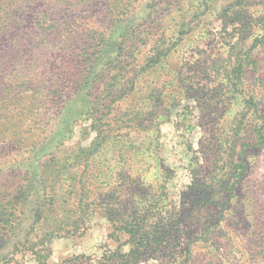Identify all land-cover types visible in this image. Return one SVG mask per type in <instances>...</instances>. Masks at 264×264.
<instances>
[{"label":"rangeland","instance_id":"rangeland-1","mask_svg":"<svg viewBox=\"0 0 264 264\" xmlns=\"http://www.w3.org/2000/svg\"><path fill=\"white\" fill-rule=\"evenodd\" d=\"M34 11L41 15L25 32L41 38L25 43L27 63L9 66L0 84L5 97L22 96L0 101V213L31 188L14 235L0 239V261L46 208L42 165L98 146L93 182L117 167L130 194H168L179 264H264V0H79ZM39 81L47 89L36 93ZM231 129L229 184L209 199L213 159ZM70 184L52 188L55 210ZM122 201L121 213L132 215L126 193ZM89 212L83 235L53 239L51 264L116 248L112 221L100 208ZM16 258L36 264L30 254Z\"/></svg>","mask_w":264,"mask_h":264},{"label":"trees","instance_id":"trees-1","mask_svg":"<svg viewBox=\"0 0 264 264\" xmlns=\"http://www.w3.org/2000/svg\"><path fill=\"white\" fill-rule=\"evenodd\" d=\"M77 1L79 0H0V72L3 74L0 75V84L4 80L2 76H5L4 73L7 72L9 66L15 65L23 68L27 63L22 58L27 54L29 48L25 43L29 41L33 44L32 37L41 38L40 33L25 32L28 19L35 15H41L34 11L35 8H46L56 4H64L69 7ZM11 36L15 38H10ZM163 50L169 51L163 56L169 55V48ZM163 56L159 55L153 65H158ZM222 75L218 74L219 77ZM20 76L22 83L27 81V76ZM40 83L41 81L35 86L36 93L47 89V86H41ZM8 97H11L13 103L14 100L19 102L22 99L21 94H9L6 97L0 94V101L4 102ZM231 131L232 133L222 134L219 144L224 151L219 154L218 160L213 159L210 180L216 182L212 184L215 185L216 192L209 195V199L212 195H217L219 198L224 196V189L220 185L227 186L229 184L226 180V170L228 171L229 165L235 162L234 154L237 142L235 139L238 137L236 129H231ZM11 142L16 145V141L11 140ZM98 149V146H92L87 150L84 148L67 150L73 151L74 155L70 154L60 158L55 154L42 165L38 187L44 189L43 201L46 203V208L41 213H37L25 234L19 236L18 241L11 246L8 253L12 257L8 258V255L0 261V264H19L16 257L27 254L34 257L36 264H51L53 239L60 236L61 233H63L62 237L83 235L78 225L90 221L89 209L92 206L102 209L104 217L112 221L113 228L109 237L117 245L116 248L106 250L99 258L86 255L72 256L62 264H146L150 260L157 261L159 264H179V254L181 253L172 252L169 249L171 239L174 236L177 239L181 235L179 232H174V226L176 224L178 226L179 219L176 220L168 209L170 206L168 194L161 192L155 197L149 196L148 192L141 191L130 194L122 183L123 169L117 167L106 175L104 174L105 176L102 175L103 177L101 176L100 179L98 178V182H93L95 178H93L90 166L99 151ZM57 151L60 152V149ZM81 163L83 165L76 169ZM65 170L68 176L65 174ZM86 176L92 178L88 184L83 182ZM63 177L71 184L68 185L69 190L61 196L60 209L55 210L53 207L55 201L50 199V193L52 188L64 179ZM207 182L203 178V188L209 185ZM30 192V186H22L18 192L17 204L11 203V208L2 210L0 213L1 240L9 239L14 235L17 223L20 221L19 206L27 200ZM125 193L126 202H128V208L132 215H123L120 210L125 203V201L120 202V199ZM114 196L115 198H113ZM215 203L217 200L213 202V204ZM39 204L41 203L38 202ZM260 241L264 242V239ZM126 247L129 249L125 250Z\"/></svg>","mask_w":264,"mask_h":264}]
</instances>
